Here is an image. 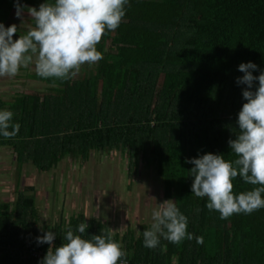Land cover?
Returning a JSON list of instances; mask_svg holds the SVG:
<instances>
[{"label":"trees","instance_id":"1","mask_svg":"<svg viewBox=\"0 0 264 264\" xmlns=\"http://www.w3.org/2000/svg\"><path fill=\"white\" fill-rule=\"evenodd\" d=\"M39 8L47 0H19ZM16 0H0V23L6 28ZM18 28L13 39L24 35ZM97 50L103 59L94 72L66 82L34 78L49 85L44 95L0 98L19 123L18 135L6 139L17 155L18 169L31 164L50 171L66 158L84 164L93 153L126 154L131 173L139 163L163 180L165 200H174L188 218L192 240L175 245L161 238L155 249L143 246L139 232L111 234L128 254V264H264V209L233 214L227 220L206 208L207 197L191 192L194 165L185 160L206 153L229 155L238 113L246 101L238 85L241 63L264 72V0H129L114 32L106 31ZM258 84V82H257ZM2 137V136H1ZM234 194L253 186L237 177ZM34 189V188H33ZM264 199V194H262ZM0 215V264H39L49 245L38 244L45 232L64 243L79 224L84 239L111 231L102 220L61 217L49 229L39 222L34 195H22L15 210ZM203 237L197 244L196 237Z\"/></svg>","mask_w":264,"mask_h":264},{"label":"clouds","instance_id":"2","mask_svg":"<svg viewBox=\"0 0 264 264\" xmlns=\"http://www.w3.org/2000/svg\"><path fill=\"white\" fill-rule=\"evenodd\" d=\"M129 0H47L39 8L29 7L16 0V18L23 20L26 10L34 26L18 39L17 25L5 27L0 23V78L16 77L21 68L34 66L40 78L61 83L71 80L85 64L91 66L103 59L97 50L106 31L114 32L126 15ZM238 85H246L242 91L243 103L238 113L235 139L228 145L232 157L206 153L199 158L185 160L194 165L188 172L193 178L191 192L197 198L207 197L206 208L217 211L227 220L233 214H252L264 209V72L257 77L252 73L257 66L241 63ZM258 82V84H257ZM13 113L0 111V136L15 138L20 129L13 122ZM239 177L251 190L234 194L233 181ZM188 218L181 213L174 200L157 204L151 212V224L144 230L143 246L155 249L161 238L180 245L185 239L192 240L187 231ZM88 225L79 224L74 234L69 229L64 243L56 247V234L45 232L37 237L38 244L50 247L39 264H128L127 252L111 235V231L84 239ZM203 244V237H196Z\"/></svg>","mask_w":264,"mask_h":264},{"label":"rangeland","instance_id":"3","mask_svg":"<svg viewBox=\"0 0 264 264\" xmlns=\"http://www.w3.org/2000/svg\"><path fill=\"white\" fill-rule=\"evenodd\" d=\"M15 13L16 8L9 22L26 34L34 26L32 18L26 10L23 20ZM95 66L85 64L74 78L93 73ZM35 74L30 66L21 68L14 78H0V96L13 101L19 94L49 92V85L34 78ZM36 171L34 167L26 177L37 190L39 222H46L49 229L61 217L68 224L73 215H84L88 223L102 220L111 234L123 236L128 229L139 232L142 225H150L153 208L165 201L163 180L154 169L139 163L130 173L127 155L120 151L93 153L84 164L68 157L50 171ZM23 194L18 191V198Z\"/></svg>","mask_w":264,"mask_h":264},{"label":"crops","instance_id":"4","mask_svg":"<svg viewBox=\"0 0 264 264\" xmlns=\"http://www.w3.org/2000/svg\"><path fill=\"white\" fill-rule=\"evenodd\" d=\"M0 98L3 99L1 96ZM6 141L5 138L0 136V215L5 213L3 210H5L6 206L9 207L10 212L15 210L18 191H23L26 195H30V192H32V195L34 193L37 198V190L33 185L29 184L31 179L27 180L26 177L32 174L30 172L34 166L27 163L23 164L21 169H18L17 155L6 144ZM28 169L30 170L29 172ZM36 172L39 173L38 171Z\"/></svg>","mask_w":264,"mask_h":264}]
</instances>
